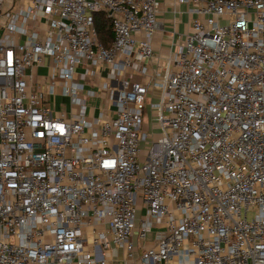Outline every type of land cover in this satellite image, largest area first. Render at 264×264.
Here are the masks:
<instances>
[{"label": "built area", "instance_id": "built-area-1", "mask_svg": "<svg viewBox=\"0 0 264 264\" xmlns=\"http://www.w3.org/2000/svg\"><path fill=\"white\" fill-rule=\"evenodd\" d=\"M174 1L191 31L166 67L121 79L114 115L89 121L78 69L153 60L159 0H0V264H106L86 229L128 264L139 222L161 230L141 264H264V0ZM46 60V81L27 73Z\"/></svg>", "mask_w": 264, "mask_h": 264}, {"label": "crops", "instance_id": "crops-1", "mask_svg": "<svg viewBox=\"0 0 264 264\" xmlns=\"http://www.w3.org/2000/svg\"><path fill=\"white\" fill-rule=\"evenodd\" d=\"M12 2L13 0H7L8 5H11ZM21 2L23 3L25 0H21ZM186 11L187 7L185 5L177 4L174 0H159V28L153 40L155 54L153 60L143 65L134 64L131 69H127L120 77L108 68L100 69L99 73L94 77H88L85 71L80 69L77 79L84 85L83 97L86 101V120H93L100 117L101 114H104L106 118H111L114 115L110 96L112 91H115L117 95V91L121 89V79L132 77L134 81L147 85L151 79L141 73L143 66L148 67L149 75L155 68L161 67L163 70L166 67L168 58L176 52L178 46L183 41V37L191 31V18L186 14ZM44 64L45 66L29 69L27 73H33L41 81H46L48 77L46 66L49 64V60H46ZM90 92L94 93V96L88 98L87 96ZM155 94L159 95L158 92ZM60 98H62L63 104H58L57 100ZM98 100H102L100 104H98ZM47 101L51 104L55 116L62 113L71 118L79 110L78 107L72 106L69 97H63L59 93L50 98L48 97ZM145 215L146 210L141 208L139 212L140 220H143ZM139 228L140 222L138 223L135 235H133V242L135 244L134 259L128 264H141L140 259L143 252L156 246L157 233L161 231L157 228L153 229L143 239L139 235ZM97 231H103L102 226H98ZM97 236L93 234L91 229L85 230L83 235L85 252L97 256L100 260H104L106 264H127V252L125 250L114 246L106 248L103 244L96 245L95 240ZM107 236L110 239V235Z\"/></svg>", "mask_w": 264, "mask_h": 264}, {"label": "trees", "instance_id": "trees-1", "mask_svg": "<svg viewBox=\"0 0 264 264\" xmlns=\"http://www.w3.org/2000/svg\"><path fill=\"white\" fill-rule=\"evenodd\" d=\"M95 19L98 39L105 47L109 48L114 41L112 27L103 13L96 14Z\"/></svg>", "mask_w": 264, "mask_h": 264}, {"label": "rangeland", "instance_id": "rangeland-1", "mask_svg": "<svg viewBox=\"0 0 264 264\" xmlns=\"http://www.w3.org/2000/svg\"><path fill=\"white\" fill-rule=\"evenodd\" d=\"M78 72H80V69H78ZM100 101H102V100H98V102H99L98 104L101 103ZM57 102H58V104H63L62 103V98L58 99ZM144 120H145V122H148V120H149V115L148 114L144 116Z\"/></svg>", "mask_w": 264, "mask_h": 264}]
</instances>
